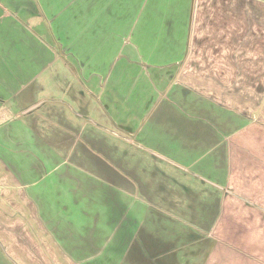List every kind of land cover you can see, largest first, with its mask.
<instances>
[{
    "label": "crops",
    "instance_id": "0c3cea01",
    "mask_svg": "<svg viewBox=\"0 0 264 264\" xmlns=\"http://www.w3.org/2000/svg\"><path fill=\"white\" fill-rule=\"evenodd\" d=\"M66 127L124 147L60 159ZM98 168L137 205L51 203ZM114 214L111 262L264 264V0H0V264H94Z\"/></svg>",
    "mask_w": 264,
    "mask_h": 264
},
{
    "label": "rangeland",
    "instance_id": "374dc122",
    "mask_svg": "<svg viewBox=\"0 0 264 264\" xmlns=\"http://www.w3.org/2000/svg\"><path fill=\"white\" fill-rule=\"evenodd\" d=\"M75 108V105H74ZM74 123L75 125H77L76 123V119H74ZM79 126H83L82 123H80ZM77 126V128L79 127ZM97 130V132H99L102 136L107 135L108 133L105 132V130L101 127H90V128H80L78 129L79 132L72 131V132H67L69 130V128H65L64 131H66L64 134H60L59 135V141L60 145L55 146V144L52 145L53 148H58V150H62L59 151V158L62 159H67V160H75L77 158L80 159H84L87 158L91 155H93V158H97V149L99 147H101L102 150V154H107L110 152V148L112 147L113 151L116 152V147L119 146L123 149L124 144H121V141H118L117 139H115L112 136H107L110 139L114 140V144L113 143H109V147H104L102 146V144L100 143L101 146H99V144L96 143L95 140V136L92 135V131L93 130ZM75 132V133H74ZM74 133V134H73ZM104 133V134H103ZM90 136H89V135ZM94 138L89 140V138ZM105 138H107L106 136H104ZM57 138L54 139L53 143H56ZM80 143H79V140ZM76 140V145H73V142ZM51 144V142H50ZM135 147L130 148L131 150H133ZM30 149V148H29ZM31 150V149H30ZM28 150L26 149V151L24 150H13L11 155L13 156V160H29L32 158V154L34 153L38 158H48V159H53L55 158L52 154H50L51 152H49V154H44L41 153L39 151H33V150ZM57 149H55L56 151ZM53 152V151H52ZM138 153V152H137ZM100 157V155H98ZM131 156H133V154H131ZM103 158V157H102ZM87 160V159H86ZM72 163V162H71ZM83 163V160H82ZM87 165V164H85ZM111 170L113 169V167H109ZM117 172H121L123 170V168L121 167H114ZM65 169H69V167H67V165L63 168V170ZM73 174H75L76 176H80V177H86L84 175H86V173L84 172V168L83 166H76L73 167ZM110 177L107 175H104L100 168H98L97 172H96V182H97V187L95 190V194H94V202H90L88 203L87 201L82 200V196L84 195L83 192L84 190H86V186H88V182L82 180L80 182V184L73 186V183L70 182V180L68 179H64L62 182L60 179H57V175L56 173H49L48 177L43 181V186H46L50 192L52 189H54L53 191V196H50V201L51 203H55L56 205H61L64 206L65 204L64 201H67L69 199L73 200L72 203L75 204L76 199L80 200V204L82 207V210L87 209L89 207L91 208H96V210L100 211L103 209V206L106 204L107 208L111 207L113 208V210L115 211V209L117 208H121L124 210L125 206H136L137 205V198L132 196L129 200L127 199L126 195H125V189H126V185L127 182L124 180V175H117V173H114L111 175V179L112 181L109 180ZM90 183V182H89ZM130 186H135V184H129ZM74 189V191H73ZM104 190H112V192L115 194V197L111 200V201H105L106 198H108V196L104 197V193L106 191ZM70 193H72L73 195V199L70 195ZM93 198V196H92ZM70 200V201H71ZM67 204V203H66ZM76 205H78V203H76ZM84 207V208H83ZM120 215L114 214L112 216L113 220H114V224L117 223L111 230L108 229L106 233L111 234L112 235V240L110 239H106L108 241H112V244H107L106 246H101L99 249H101V253L97 255L95 261L93 262L94 264H124V261H120L118 258V261L115 262H111L110 259H108L106 257L107 253L109 250H114V254L117 255V251H123L124 252V248H117L116 246L118 245L117 242H115L118 237H121V232H124V224H120V222H117L118 219H120ZM119 230V231H118ZM81 235H84L83 232H81Z\"/></svg>",
    "mask_w": 264,
    "mask_h": 264
}]
</instances>
